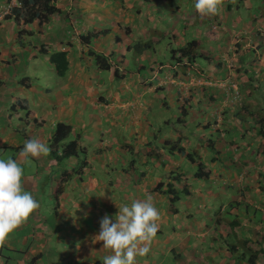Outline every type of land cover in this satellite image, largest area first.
<instances>
[{
  "label": "rangeland",
  "instance_id": "obj_1",
  "mask_svg": "<svg viewBox=\"0 0 264 264\" xmlns=\"http://www.w3.org/2000/svg\"><path fill=\"white\" fill-rule=\"evenodd\" d=\"M1 1L0 79L1 81H13V83L8 84V90L5 91V94H15L16 97L20 98H24V96L18 94L17 88H20V81L26 78L34 85H42L45 90L53 92L61 86L62 82L66 81L65 78H61L56 74L54 68L47 60V56L41 57L40 50L42 45L49 47L50 52L52 48L58 51H67V47H71L73 51L77 52L79 57H84V55L87 57L90 47L84 45L81 38L87 36L89 31L87 25L92 22L87 16L95 11L94 8L101 9L105 7L108 10L113 9L112 11H107L110 15L109 20L101 22L100 18L95 19L97 24L103 23L105 27L99 28L97 25V27H93L97 29H91V31L95 30L100 34L93 38L90 45L94 53L98 55L105 54L110 59L111 69L101 71L97 76L98 83H100V80H104L102 89H106L109 82L111 83L110 89L107 92L103 91L105 92L104 94L98 90L97 95L95 97L91 96L88 101L89 105H91L83 109L81 115L75 114V118L72 117L70 120L73 127L70 137L80 141L81 150H86V165L89 162L91 166V168L87 169V174L85 175L83 173L86 170L83 167L79 174L73 176L71 182L78 179L82 174L84 175L82 179L86 182L92 178L88 184V189H86L87 185L84 184H81L80 188L84 187L83 191H86L93 199H105L107 201L106 206H100L103 202L97 203L98 210L96 215L100 222L105 217L106 211L109 213L107 216H110L111 221L114 223L119 207L124 204L130 205L132 202L129 200H144L151 195L155 207L160 212L158 221L159 233L154 238V241L158 243H165L167 239L173 238L174 247H179L181 239H185V243L191 241L189 234L192 237L197 231H195V225L200 220H206L203 226L212 227L214 225L208 219L220 218L222 222L238 221V223H241L243 218L246 217V209L248 214L254 217L253 223L260 229L259 231L264 233V155L256 152V149L261 146L259 143L262 144L264 140L261 137H254V132L260 131V127L264 129V125H262L264 124V0H243L242 4L240 0H225L226 6L219 14L198 18V22L197 20L195 21L194 17V13H196L195 3L190 0H149V3L142 0H123L121 2L117 0H57V5L65 13L63 18L53 21L50 26L38 27V30L34 28L35 35L33 33L29 35V33L25 32L28 30L23 27L22 37H25L20 40L17 33L12 35V32L8 31L7 34L5 32L6 28L14 31L12 27H16V25L13 21L8 23V21L3 19L4 14L9 11V5L4 3L5 0ZM126 2H130V7L126 6ZM228 5H231V8H228ZM118 6H124L125 9L121 8L117 12ZM173 10H177L180 13ZM118 18H122L124 21L119 26L120 33H123L117 34L114 38H110L107 35L108 37L106 38L103 33L111 31L110 34H112L113 30L118 26L117 23H120V21L113 23ZM170 18H173L175 23L180 21L181 23L185 22V24L175 26L169 20ZM137 19L142 20L141 28L144 29V33L136 31V28H139L135 24ZM189 20H191L190 25L186 24V21ZM105 28L108 30H105ZM191 28V39L194 36L198 39L201 37L206 43L202 46L201 51L196 52V57L199 55L207 56L213 62L212 65L210 62V66H217L219 73L222 71V67L225 66L228 70L226 78L232 75L235 81L231 82H239L241 84L239 87L234 84L236 89L228 86L221 90L222 86L219 85L218 89H216L218 78L215 77V68L210 67L200 57L196 60V65L202 68V71L198 70V72L201 74L204 70L213 71L209 75L206 74V80L202 81L209 83L206 86L209 91L202 95L200 88L195 86L188 88V86L181 84L180 81H183L182 75L178 78L173 75V73L177 75L178 73L174 71L172 73L170 69L176 62L171 57V51L175 48V45L178 47L184 44L186 40L184 33L186 34V30L183 29H187L189 34ZM20 29L21 27L17 26L16 32ZM30 29L32 30V28ZM175 33L176 36H174ZM217 36H219V43H216ZM14 37H16L15 40ZM222 37H225V40L221 42L220 39ZM228 39L231 41H228ZM147 42L152 45L151 50L136 54L137 47ZM123 43L127 47L132 46L129 52H133V54L130 55L127 51L121 53L116 48V46L121 47ZM135 44L137 47L134 49ZM217 45L218 47H216ZM252 50L256 52L253 55L250 54ZM73 53L71 51L69 57ZM180 56L181 54L178 53L176 57ZM241 57L250 58V60L245 61V70H249L251 73L253 71L261 73L256 83L251 84L245 80V76H242ZM143 59H145L144 63H142ZM193 66L195 67V64ZM149 69H151V73H149ZM115 71L117 72V77L114 75ZM219 73H217V76H220ZM188 74L194 75L196 73L194 69L190 68ZM238 75L240 77L237 79L236 76ZM189 79L191 78L189 77ZM243 79L245 80L244 84L242 82ZM225 82H228V80L225 79ZM231 82L229 81L228 83ZM219 83L223 84L220 78ZM79 87H81L80 91L86 92L85 96L87 97L91 86ZM159 88L163 89L155 93ZM192 89L195 90L191 91ZM247 93L252 96H248ZM49 94V96H52L51 93ZM190 94L195 95L194 101L189 97ZM252 97L254 100H250ZM185 98L189 99L190 103L186 102ZM240 98L243 99L238 102L237 100H240ZM28 99L32 109L38 110L39 108L35 105L31 94ZM100 107L103 108L101 109ZM93 108H97L101 113L97 110L93 111ZM242 108L246 111L243 112ZM182 109H186L189 115L181 125L169 126L165 123L163 125H159V122L153 123L154 119L157 118L156 115L164 117L169 122L173 121L178 117L179 112L181 113ZM22 115L23 113H20V118L23 117ZM53 115L54 113H50V116ZM91 115H95V117H91ZM15 117L13 116V118ZM19 121L17 119V122ZM38 122L42 121H31V124L37 125ZM215 122H217L215 127H218L220 131H224L222 136L213 129ZM13 123H16V121H13ZM242 123H245L249 128L243 133L240 132V127L243 126ZM20 124L24 125V122ZM56 124L57 121L53 120L51 130H54ZM50 126L49 123L46 131H50ZM25 132L20 133V135L23 136ZM253 137L257 143H252ZM203 138L214 140L216 144L221 138L224 147H229V143H233L235 146L233 149L229 147L228 150L219 149L221 150L220 156L217 155L216 150L208 149L204 152L206 158L216 157L220 160L219 163L212 164L205 161L207 168L210 170L211 178L207 182H205V179H193V176L199 171L196 164L199 161L191 165L184 155L188 152L192 154L193 158H198L200 154L194 155L192 148L197 147L201 140H205ZM179 139L181 140V142L179 141L180 146L184 148L185 152L170 154L166 150L163 151L161 149V145L164 142L177 143ZM69 141L67 140V142ZM149 142L152 144L150 148L147 147ZM122 145L125 146L124 149H121ZM147 151L155 152L156 156L150 158L149 162L152 165L148 166L149 168L145 171L143 178L139 176L140 174L135 175L132 173V169H136L135 163L141 157V159H145ZM0 155H2L1 151ZM11 155L7 152L5 156L9 157ZM48 156L52 158L50 153ZM52 161L57 165L54 168L57 178L52 176L50 178L48 168L36 169L39 171L38 177L34 171L30 172L31 166L29 165L32 162L26 164L25 167L20 164L24 169V173L31 174L32 178L36 179L35 185L39 186L38 196L46 200L50 190L53 189V185L56 186L58 177L64 171H67V168H72L69 167L72 160L68 163H56L54 159ZM37 165L40 168V166L45 164L34 163V167ZM73 166H75V163H73ZM176 169L181 179L187 180L190 186L197 187L195 192L197 194L192 196L193 198L189 202L190 207H187L188 203L182 205L185 208L175 206L178 211L173 212V208H169V200L158 192L153 191V189L158 182L163 180L166 173ZM113 171H115L114 174L109 177ZM231 174H234V178L231 177ZM106 178L110 181H115L109 183V185L104 183ZM237 179L250 180L245 185L247 184L248 187L252 188L254 187L251 180L258 179L261 183V189L259 190H261L260 193L263 196L258 198L259 195H256L249 198V201L244 197L243 200L238 201L237 210L239 213L235 215L229 211L231 204L229 196H238L243 192L241 190L244 189L240 184H236ZM134 180L138 184H135ZM141 182L145 183L141 184ZM93 183L97 185V190H94ZM228 183L231 184L230 187H227L226 184ZM104 185L107 188L109 187L108 190H106ZM130 187L134 189L135 193L144 192L145 196L141 198L138 195L130 196L129 194H124ZM220 189L225 191L224 195L215 201H211V203H206L208 201L207 193H217ZM68 193L71 192L66 190V193H61V198L67 200ZM246 194H254V191L251 189L246 190L243 195L245 196ZM124 195H128L126 196L129 198L128 201L124 200L126 198ZM70 198L73 201V194ZM179 203L182 204L181 202ZM221 204L224 206L222 209ZM205 205L208 206L205 207ZM92 226L94 225H84L85 231L79 230L80 236L86 238L87 235L95 234L88 231ZM26 233L24 232L23 235L27 236ZM174 233L177 234V237L174 236ZM17 234L15 232L11 237H16ZM228 236L242 239L241 242L235 243L240 250L232 258L233 262L228 263L243 264L246 261L240 257V252L244 251L243 240L247 237L250 238V236L241 235L238 230ZM154 241L150 246V251L153 248ZM163 246L167 248V245L164 244ZM208 246L213 247L208 242L202 245L197 244L196 248H193L194 251H197L194 258L201 260L200 264H225L220 252L207 250ZM67 251L70 253L69 248H67ZM105 251L102 247L96 250L101 260L106 256L104 254ZM162 251H165L164 254L168 253L167 250ZM154 252L156 254L152 258L157 260L158 252ZM176 254L178 255L179 253L176 252ZM4 255L13 261L17 254L4 251ZM225 255L227 257L231 256L229 251H226ZM260 257L259 260H256V264H264V256L260 255ZM144 258L145 256H137L136 259L143 261ZM189 263L190 261L187 264ZM12 264L20 263L19 260H14ZM159 264H173V256L170 254L165 262H159Z\"/></svg>",
  "mask_w": 264,
  "mask_h": 264
},
{
  "label": "crops",
  "instance_id": "obj_2",
  "mask_svg": "<svg viewBox=\"0 0 264 264\" xmlns=\"http://www.w3.org/2000/svg\"><path fill=\"white\" fill-rule=\"evenodd\" d=\"M1 2L2 1L0 0V3ZM129 3L126 2V6L130 7ZM122 9H125V7L123 6ZM94 10L95 11L91 12V14L87 16L88 19L92 21L90 22L89 25H87L88 30L97 29V28H93V27H97V25L99 28L105 27L103 23L97 24L95 19L100 18L101 22H103V20H109L110 15L107 11H112L113 9L108 10L107 8L104 7L101 9L94 8ZM119 10L120 9H117V12ZM92 16L94 17L92 18ZM169 20L172 23H174L175 26L185 24V22L181 23L180 21L175 23L173 18H170ZM118 21H120V23H117ZM141 21H142L141 19L136 20L135 24L139 26V28H136V31L144 33V29L141 28V25H142ZM113 23H117L118 26L113 30L112 34H110L111 31L108 32V36L110 38H114L117 34L123 33V32L120 33V28H119V26L124 23L122 18H118L114 20ZM186 24H187V21H186ZM32 28H37V27L34 25ZM26 29H29V28H26ZM105 30H108V29L105 28ZM175 30H176V27H175ZM8 31L12 32V35L16 34L12 30H7L6 28L5 29L6 34ZM174 35L176 36V33ZM108 36H106V38ZM15 38L16 37H14V40ZM218 40H219V36H217L216 43H219ZM220 40L221 42L224 41L225 37H222V39ZM228 41H231V40L228 39ZM126 47L127 46L125 43L121 44V47L116 46V48L119 49L120 52L121 50L124 49L131 55V53L129 52V50L126 49ZM216 47H218V45ZM67 48H68L67 53H68V61H69V70H68L67 75L64 77L66 81L62 82L61 86L57 88V90H55L54 92L51 90H45L42 87V85H34L33 83H30L29 89H26L21 86L20 88H17L18 94L24 96V98H20V97H16L15 94H10V93L5 94V91L8 90V86H9L8 84L13 83V81H10V80L2 81V84L0 85V121H1L0 122V151L2 152V155H0V159L7 160L8 158H12L18 164H21L23 167H25L26 164L23 163V158L20 157V152L23 149L25 141L35 138V139L40 140L43 143H46L49 146L48 141L51 135L53 134V130H51L53 120H56L57 123L61 122V123L71 126V122H70L71 118L72 117L75 118V114L81 115L83 109L91 105V104L89 105L88 103V101L91 99V96L95 97L98 93V90H100V93L102 94L109 91L110 86H111L110 82L108 83V87L106 89H102L104 80H100V83H98L97 76L100 74L101 70L95 69L96 67L93 65L91 58H87L85 57V55L84 57H79L77 55V52L73 51L71 47H67ZM71 51L74 53L70 55L69 57V54ZM41 57H44V56H41ZM144 62H145V59L142 60V63ZM177 67L173 66L171 70H173L174 72L176 71L178 73L177 77H180L181 75L183 76V81H180L181 84H184V86H188V88L192 86L200 88L201 90L200 93L202 95L206 93V91H209L206 87L209 85V83L202 82V81L206 80L205 75L206 74L209 75L210 72L212 73L213 72L212 70L210 72H208L207 70H204L203 73L200 74L198 70L202 71V68H198L197 70L198 66L195 65L194 71L196 74L193 75V74H188V71H189L188 68L186 67L177 68ZM227 72L228 70L225 66L222 67V71L220 73L219 71L215 72L216 74L215 77L218 78V80L220 78V80L223 83V84L217 83L218 85H216V89H218L219 85L222 86L221 88L228 87L229 84L232 83L231 81H234L232 75L226 78ZM217 73H219L220 76H217ZM189 77L191 79H189ZM203 77L205 78L203 79ZM225 79H227L228 82L230 81L231 83L225 82ZM79 86H91L88 90L87 97L85 96L86 92L80 91L81 87ZM84 89L86 90V88ZM142 90L144 91V89ZM193 90L195 89H192L191 91ZM221 90H224V89H221ZM49 93H51L52 96H49L50 95ZM30 94H31V97L33 98V101L35 102V105L39 108L38 110H33L32 106H30L29 104L30 101L28 99ZM100 108L102 109L103 107H100ZM96 110L99 111V113H101V111L98 110L97 108L95 109L93 108V111H96ZM20 113H23L22 115L23 119L20 118L21 117ZM50 113H54V115L50 116ZM13 116H16V117L13 118ZM91 117H95V115H91ZM17 119H19L20 122H17ZM34 120H40L43 122V124L38 122L37 125L35 124L32 125L31 121H34ZM13 121L14 122L16 121V123H13ZM23 122H24V125H21L20 123H23ZM49 123L51 125L50 131H46ZM21 126H25L20 129V130L26 131L25 138L22 135H20V133L18 132L19 127ZM223 146L224 145H221L220 148L222 149ZM256 151L258 152V149H256ZM7 152L12 155L9 157H6L5 155ZM35 161L38 164L44 163L45 165L40 166V168H38V165L34 167V163H36ZM74 163L77 164L78 161ZM29 166H31L30 172L34 171L36 175L39 172L36 169L39 170V169L48 168L50 172V178L51 176L54 178H57V175L54 173V170H55L54 168H56L57 165H55V163L52 161V158H50L48 155L41 156L38 159H33L32 163ZM89 167L91 168L90 163L88 162V164L85 165L84 170L86 171L83 173L84 175L87 174L86 172ZM83 174L78 179L72 182L70 180L69 183L67 182L65 190H63L64 191L63 193H66V190L71 192V193H68L67 200H64V198H61V195L63 193L56 197V194H55L56 186H54L53 184H52L53 189L50 190L49 192L50 194L46 200L38 196L39 186L35 185V183L37 182L35 181L36 179L34 180L33 179L34 177L32 178L31 174H28L26 172L24 173L23 179L21 180L22 187L25 191H28L32 194L34 199L38 201L40 207L36 212H34L30 216V218L28 219L26 223H24L19 229L15 230L13 233L10 234V237H9V240L6 246L3 248H0V264H12L14 263V260L15 261L19 260L20 264H96L97 263V260L100 258L96 250L98 248L103 247L102 242H97L95 240V237L100 232V229H99L100 219L96 215V211L98 210L97 203L103 202L104 205L100 204V206H106L107 201L105 199L103 200L97 199V198L93 199L89 194H87L86 191H83L84 187L80 188V185L84 184V185H87L86 189H88V184L92 179L91 177H89L91 179H89L86 182L84 179H82V176H84ZM37 176L39 177V175ZM231 177L234 178V174H231ZM249 181L250 180L237 179L236 184H240L241 186L244 187V189L241 191L245 192L246 190L251 189L254 191V194H246L244 196L242 192L238 196H233L232 195L233 193H232L231 194L232 196H229L230 201H240L244 197L247 198V200L249 201V198L255 197L256 195H259L258 198H262L263 195H261L262 194L260 193L261 190H259L261 189V183L259 182V180L258 179L251 180L253 181L252 186L254 188L248 187L247 184L245 185V183H248ZM133 182L135 184L136 183L138 184V182L135 180ZM104 183L109 184V182H106V181H104ZM142 183H145V182H141V184ZM226 185L227 187H230L231 184L228 183ZM93 188L94 190H97V185L94 183H93ZM105 188L106 190H108L109 187L107 188L105 186ZM218 192L207 194L208 201L206 203H209V202L211 203V201H215L219 199L220 196L224 195L225 191L220 189L218 190ZM72 194L74 198L73 201L70 198ZM124 194H129L130 196L138 195V196H141V198L145 196L144 192L135 193L132 187L128 188L127 191L124 192ZM124 196L126 197L128 195H124ZM192 196L189 199H187L185 202V204L188 203L187 207H190L189 202L190 200H192L193 198ZM128 199L129 198L127 197L124 198V200H127V201ZM129 201L132 202L133 199ZM206 206L208 205H205V207ZM221 206L223 205L221 204ZM245 213H246V217L243 218L241 224L239 225L238 232L241 235L244 234V235L250 236V238L247 237L243 240L244 243L247 241V243H245L244 250H250L251 248H253L252 246L255 245V242L258 239L257 237H255V235L257 233H261L262 235H264V233L259 231L260 229L257 227L256 224L253 223L254 217H251L248 214L247 209L245 210ZM108 214L109 213L105 211V216ZM108 217L110 218V216ZM215 219L217 218L208 219V220L211 222H214ZM205 222L206 221L201 220L200 222H198L197 225H195V228L201 229ZM84 225H94L90 229H88V231L90 233L94 232L95 234L87 235L86 238H82L80 236L79 230L85 231ZM204 227H205V230L200 231L198 234V236H200L199 238H196L197 237V234H196L195 237H191V241L187 243H185V239H181L179 241V245H180L179 247L185 250V248L181 246V244L183 243L185 244V247H189L190 244L192 245L201 244L202 245L205 242H208L212 244L213 247L208 246L206 248L207 250L218 251L219 247L217 245L220 244V242L224 243V239L223 240L219 239L222 233L218 231L215 232V230H213L212 227L210 226H204ZM227 231L229 232L230 229L227 228ZM15 232L18 233L17 236L11 237ZM24 232H27L26 233L27 236L23 235ZM158 233L159 232H157V234ZM230 234H233V233L230 231ZM174 236L177 237V234L174 233ZM261 238L262 237H260V240ZM230 239L231 240L224 243V247L229 246L230 244L232 245L234 243H239L242 241V239H238L236 237H230ZM172 241H173V238H170V240L167 239L165 243H158L157 241H154L153 249L160 250L161 248H164L163 245L165 244L167 245V248L169 249L171 253L173 252L176 253L175 249L177 247H174V244L172 243ZM67 248L70 249V253L67 251ZM104 250H106L104 252L105 255L111 254L109 250L107 249H104ZM235 250H240V248L236 247L232 249V251H235ZM4 251L14 252L17 255L14 257L12 261L11 258L6 257L4 255ZM254 251L258 252V255L249 263L243 262V264H253L254 261L259 260L260 255L264 251V247L262 245H259ZM34 257H37V260L35 263L33 261ZM187 261L188 262L190 261L189 264H200L201 260H198V259L195 260L193 256L187 255L186 261L180 264H187L188 263ZM136 264H144V263L136 259ZM149 264H155V260H150ZM175 264H178V263H175Z\"/></svg>",
  "mask_w": 264,
  "mask_h": 264
},
{
  "label": "clouds",
  "instance_id": "obj_3",
  "mask_svg": "<svg viewBox=\"0 0 264 264\" xmlns=\"http://www.w3.org/2000/svg\"><path fill=\"white\" fill-rule=\"evenodd\" d=\"M6 1L7 0H5L4 3H6ZM111 1H113V0H111ZM117 1L121 2L123 0H117ZM142 1L149 3V0H147V1L142 0ZM190 1L194 2V0H190ZM8 5H9V11L6 14H4V16L10 13L11 7H13L15 5V0L14 1L11 0V2ZM56 5H57V0H56ZM225 6H226L225 0H196L195 10H196V13L199 14V16L197 17L196 13H194L195 14V16H194L195 21L197 20V22H198V20L200 18L205 17V16H209V17L216 16L217 14H219L222 11V9ZM0 7H1V5H0ZM121 8H122V6L117 7V9H120V10H121ZM61 10H62V8H61ZM138 11H140V10H138ZM173 11L176 12L177 10H173ZM178 12L179 11H177V13ZM63 15H65L64 12H63ZM3 19H4V17H3ZM53 21H55V20H53ZM190 21L191 20L187 21L188 25H190ZM8 23H9V21H8ZM33 26L34 25L25 26L24 28L30 29ZM16 27H12L13 30L15 31V33H17ZM32 30L35 31L34 28H32ZM183 30H186V32H187V29H183ZM190 30L192 31V28ZM89 31H91V30H89ZM107 35H108V32H106L105 36H107ZM184 36H186L185 33H184ZM173 39H174V37H173ZM187 39H188V37L186 36V40ZM193 39H196L199 42V46H198V49L196 50V52L201 51L203 48L202 46H204V44H206V43L204 42V40H202L201 37H200V39H198L196 36H194ZM174 40L177 41L176 39H174ZM186 40H185L184 44L181 46L176 47V45L174 44L175 45L174 50H178L179 48L183 47L185 45V43L187 42ZM190 40H192V39L190 38ZM90 45H88L90 47L89 50H91ZM130 48H132V46L126 47L127 50H129ZM124 51L125 50L123 49L121 51V53H123ZM255 53L256 52L254 50H252L250 52L251 55H253ZM131 54H133V52ZM177 54H176V56H177ZM101 56H104L105 58L108 59V61H110V59L108 58L107 55L101 54ZM195 57H196V54H195ZM198 57H200L204 61H206V63H208L209 66H210V62H211V65L213 64V62L210 61L211 59H209L207 56L205 57V55L204 56L199 55ZM198 57H196L193 62H190V61L188 62L186 60H182V58L179 59V57H176V58H178V60L180 62L176 61L174 63V67L178 66V67H182V68L186 67L188 69H190V68L195 69L193 64L196 65V60L198 59ZM87 58H91L93 65L95 66L93 58L91 56H89V54H88ZM246 60H250V58L241 57V66H242L241 73L243 74L242 76H245V80L249 81L251 84H254V83H256V81H258L257 79H259V76H261V73L254 72L253 69H252L253 73L249 72V70H245L244 64H245ZM208 61H210V62H208ZM198 68L199 67H197V70H198ZM212 68H215L214 72L218 71L217 66H212ZM170 69H172V68H170ZM150 70L151 69H149V72H152ZM171 71L173 73V70H171ZM175 73H177V72L175 71ZM173 75L177 77V74L173 73ZM239 77H240V75L236 76L237 79ZM245 80L244 79L242 80L243 84H244ZM217 82L219 83V80ZM234 84H236L238 87L241 85V84H239V82H236L233 84H229V87L236 89ZM163 88H159V89H163ZM222 89H224V87ZM161 93H163V92H161ZM247 95L252 96L248 93H247ZM194 96L195 95H193V94L189 95V97H191L193 99V101H194ZM232 96H233V94H232ZM242 99L243 98H240V100H237V101L239 102ZM250 100H254V98L252 97ZM185 101L190 103L189 99L185 98ZM242 111L245 112L246 110L242 108ZM242 124H243V126L240 127L241 133H243L247 129H249L245 123H242ZM207 126H209V125H207ZM215 126H217V122L214 123L213 129L218 131L220 136H222L224 134V131H220L218 129V127H215ZM254 133H255L254 137H261L264 140V137L261 133H257V132H254ZM263 133H264V129H263ZM179 134H181V132H179ZM203 139H205V140H203L205 142H203L201 140L199 142L198 146L193 147L192 149L194 150L193 152L195 154H197V153L200 154V156L198 158H194V159L196 161H199L204 166L203 171L208 173V176L206 178L203 176L202 173L199 174L202 176L201 179H205V182H207L211 178H210V170L207 168V163L205 161H208V163L212 164V163H219L220 160L216 157L211 158V159L206 158V156L204 155V152L209 149V145L213 141L207 140L206 138H203ZM254 141H255V139H254ZM209 142H211V143H209ZM255 143H257V142L255 141ZM259 144L261 146L258 149V152L257 151L256 152L258 154L264 155V141L262 144L261 143H259ZM214 145H215L214 150H216L218 156H220L222 149L228 150L229 147L232 149L234 148L233 143H229L228 144L229 147L223 146V148L221 149L220 147H221V145H223V143L221 142V138H219L218 144H216V142L214 141ZM219 149H221V150H219ZM214 150H212V151H214ZM50 151H51V149L46 143H43L40 140L33 138V139H29V140L25 141L23 149L20 152V157L23 158L24 164H30L33 159H38L41 156H47L50 153ZM187 153L188 152H186L184 155L186 156ZM70 160H66L67 162H64V163H68ZM73 161H74V159H72V162L69 164V167H72V168H67V171H72V170L74 171L76 169V167H77L76 165H78V163L77 164L75 163V166H73V163H74ZM176 171L177 170H175L174 172H176ZM23 175H24L23 167L20 164H18L15 160H13L12 158H8L7 160L0 159V248H3L6 246L8 240H9L10 234L13 233L15 230L19 229L24 223H26L28 221V219L30 218V216L34 212H36L40 207L38 201H36L34 199L32 194L23 189L22 183H21ZM74 175H75V173H74ZM193 177H194L193 179H197L195 175ZM72 178L70 180H72ZM183 180H185V179H183ZM196 191H197V187H193L192 185L191 186L189 185L188 194L184 193V194L179 195L180 200H178L176 206L180 207V208H185L182 205L185 204L186 200L189 199L192 195L197 194V193H195ZM63 192L64 191L61 190L60 193L58 194V192L56 191L55 194L57 193L58 195L57 194L56 195L59 196ZM207 194H209V193H207ZM179 202H181L182 204H180ZM230 202H231V204L229 206L230 213L237 215L238 214V210H237V207H238L237 202L238 201H230ZM178 204H180V205H178ZM175 208H173V209H175ZM222 208H223V206H221V209ZM159 219H160V212L155 207V205L153 203V198L151 197V195L147 196V198L144 200H133L130 205L124 204L123 206L119 207L118 213L115 216V222L114 223L111 221V219L107 215L105 217H103L101 222H100V232L95 237V240L97 242H102V244H103L102 249L109 250L111 254L104 256L103 260L98 259L96 264H136V257L137 256H145V258L143 259L142 262L144 264H149L150 260H155L152 258V256L154 254H156L154 251L158 252V259L155 260V264H159V262H165L168 259L170 254L173 256V264H175V263L180 264L182 262H185L187 255H191L194 257V255L197 254V251L196 250L194 251L193 248H196L197 244L196 245L190 244L189 247H185L184 243L181 244V246L183 248H185L186 250L184 251V249L177 247L175 249V251L179 253L178 255L175 252L171 253L169 251V249L166 247L161 248L160 250L152 248V250L150 251V246H151V244H152V242H153V240L156 237V234L158 232V228H159L158 221H159ZM189 221H190V219H189ZM202 221H206V220L202 219ZM211 224L214 225V227H212V226H210V227H212V229L215 230V232L218 231V232L222 233V235H220V237L219 236L218 237L221 240L224 239V243H226L229 240H231L230 236H228L230 234V231L234 234L235 230H238V227L241 223H238V221L222 222V220L220 218H217L214 220V222H211ZM227 228L230 229L229 232L227 231ZM203 230H205L204 226L201 229L195 228L196 232L193 234L192 237H195V235L197 234L196 238H199L200 236H198V234L200 231H203ZM189 236L191 238L190 234H189ZM255 237H257L258 239L256 240L255 245L252 246L253 248H251L250 250H244V251L240 252V257L244 258L247 263L252 261L258 255V252L254 251L255 250L254 247H257L259 245H262L264 247V235H262L261 233H257L255 235ZM260 237H262L261 240H260ZM163 240H164V238H163ZM224 243L220 242V244H218L217 246L219 247L218 251L220 252V256L223 258L224 263L227 264L228 262H233L232 258L235 257V253L239 252V250L232 251L233 248L237 247V246H234L235 243L232 245L230 244L229 246H225V247H224ZM245 243H247V241ZM245 243L243 242V244H244L243 249L245 248ZM162 250H167L168 253L164 254L165 251H162ZM226 251H229V253L231 255L230 257H227L225 255ZM162 254H164V255H162ZM184 255H186V256H184ZM261 255L264 256V251ZM180 258H182V259L179 260ZM225 259H226V261H225ZM36 260H37V257H34L33 258L34 263L36 262ZM253 264H256V261H254Z\"/></svg>",
  "mask_w": 264,
  "mask_h": 264
},
{
  "label": "trees",
  "instance_id": "obj_4",
  "mask_svg": "<svg viewBox=\"0 0 264 264\" xmlns=\"http://www.w3.org/2000/svg\"><path fill=\"white\" fill-rule=\"evenodd\" d=\"M240 1L242 4L243 0H240ZM10 2L11 0L6 1L7 4H9ZM195 2L196 0H194V3ZM228 8H231V5H228ZM196 16L198 17L199 14L196 13ZM62 18H63V12L61 10V7L56 5V0H15V5L11 7L10 13L4 16V20H7L9 22L13 21L16 26H19L22 28L25 26H31V25H35L36 27L49 26L53 20H61ZM22 28L17 31L19 40L24 39L25 37V36L22 37V34L24 32V29ZM25 32L29 33V35H31L32 33L35 35V32L33 30L28 29V31H25ZM99 34L100 33L97 31H89L87 36L81 37L83 40L82 43L87 46L90 45L93 38H96V36ZM103 34L105 35L106 32H104ZM191 35H192L191 30L189 34L186 32V36L188 37L187 40L189 41H187L185 45L179 48L178 50L173 49L171 51V54H172L171 57L174 61L180 62L176 58L177 53L181 54V57H179V59L182 58V60H186L188 62L189 61L193 62L195 60L196 58L195 54H196V50L198 49L199 42L196 39L190 40ZM150 43L152 42L150 41ZM151 46L152 45L148 44L147 42L142 45H139V47H137L135 44L133 48L135 49L137 47L136 54H140L143 51L151 50ZM40 51H41L42 56H47V60L54 68L56 74L59 77L64 78L67 75L68 70H69L68 53L66 51H58L55 48H52V51L50 52V48L46 47L45 45L41 46ZM88 54L89 56L93 58L94 64L99 70L108 71L111 69L112 66H111L110 61H108V59L105 58L104 56L98 55L91 50L88 51ZM33 59H36V58H33ZM116 74L117 72L115 71L114 75L117 77ZM1 84H2V81L0 79V85ZM19 84L21 87H24L26 89L30 88V81L27 78L24 80H21ZM160 90L162 89H158L155 93L160 92ZM188 115H189L188 111L185 109H182L181 113L179 112L178 117L173 121L169 122L164 117L156 115L157 118L154 119L153 123L159 122V125H163L165 123L166 125H169V126L170 125L172 126L181 125L184 122V119L188 117ZM34 121L36 122L38 120H34ZM40 123L43 124V122H40ZM22 127H25V126L19 127V130H18L19 133L25 132V130H20ZM72 129L73 128L71 126L59 122L55 125L53 134L51 135L48 141L49 147L51 149L50 155L52 159L56 161V163H62V162H65L66 160H70L71 158L78 160V165L74 171L73 170L64 171L60 175L59 179L57 180L55 192L57 191L58 194L60 193L61 190L62 191L65 190L67 182L69 183V180L73 177L74 173L78 174L80 172V169L85 167L86 165V162H85L86 150H81L80 141L78 139L70 137L72 133ZM257 133H261L264 137L262 127H260V131ZM25 136L26 135L24 134L23 137L25 138ZM67 140H70V141L67 142ZM179 141L181 142L180 139L178 140L177 143H170L169 141H166L161 145V149L163 151L166 150L170 154H173L174 152H177L178 154L183 153L185 152V150L183 147L180 146ZM211 141L213 142L212 143L209 142L211 143L209 145V149L214 150L215 148L214 140H211ZM252 143H255L254 138L252 139ZM151 145H152L151 142H149L147 147L150 148ZM124 148L125 146L122 145L121 149H124ZM154 153L147 151V156L145 157V159H141L142 158L141 157L140 160L137 163H135L136 169H132V173H134L135 175L140 174L139 176L140 177L142 176L144 178L145 171H147L149 168L148 166L152 165V163L149 162L150 158L156 156V154ZM193 154L196 155L194 152ZM186 158L188 162H190L191 165L196 163V160L192 157L191 153H187ZM76 160H74V162H77ZM196 164L199 168L198 173L195 175L196 178L201 179L202 176L199 175L201 173L206 178L208 176V173L203 171L204 166L200 162H197ZM129 169L131 168L129 167ZM128 170H125V171H128ZM115 171H113V173L109 177H111ZM104 181L113 183L115 180L110 181L108 178H106L104 179ZM188 188H189L188 181L181 179V176L178 173V171L176 172L172 171L164 175L163 180L161 182H158V184L155 186L153 191L158 192L159 194L165 196L169 200V207L175 208L174 206H176L178 200H180L179 195L184 194V193L188 194ZM176 211H177V207L173 209V212H176Z\"/></svg>",
  "mask_w": 264,
  "mask_h": 264
}]
</instances>
